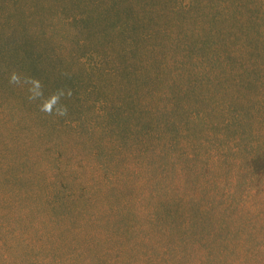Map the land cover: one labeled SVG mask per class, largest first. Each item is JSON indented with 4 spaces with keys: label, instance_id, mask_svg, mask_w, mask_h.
<instances>
[{
    "label": "rangeland",
    "instance_id": "1",
    "mask_svg": "<svg viewBox=\"0 0 264 264\" xmlns=\"http://www.w3.org/2000/svg\"><path fill=\"white\" fill-rule=\"evenodd\" d=\"M263 28L264 0H0V255L13 259L11 245L26 240L44 264H146L164 247L191 251L180 264H194L196 250L199 264L252 263L244 245L239 256L221 238L219 257L205 254L214 234L232 235L210 223L218 212L194 242L155 230L146 179L108 187L87 130L121 151L139 136L162 148L170 138L263 134ZM105 103L118 107L128 139L102 133ZM192 166L175 176L182 192ZM182 196L181 212H192ZM56 250L53 261L43 252Z\"/></svg>",
    "mask_w": 264,
    "mask_h": 264
},
{
    "label": "trees",
    "instance_id": "2",
    "mask_svg": "<svg viewBox=\"0 0 264 264\" xmlns=\"http://www.w3.org/2000/svg\"><path fill=\"white\" fill-rule=\"evenodd\" d=\"M263 30L264 28L257 31L261 37L256 42L264 46ZM263 51L259 49V56ZM258 61L261 62L260 59ZM258 65L257 62L251 63L254 69L258 68ZM117 108L108 103L103 105L104 113L99 115L101 131L103 134L116 136L115 139L120 137L125 140L129 134L121 129L124 123L116 115ZM231 121L226 118L224 127H229ZM233 123L232 127L236 128L241 125L242 120L237 116ZM92 127L94 126L91 123L88 124L92 156L100 158V172L103 177L106 176L104 180L108 187H115V182L119 181L125 182L133 189L135 183L142 184V180L146 179L142 188H146L148 183V195L154 201L148 219L155 230L164 236H175L181 243L194 242L207 216L210 217L215 211L220 213V217H216V221L210 223L219 221V226L227 228L232 235L228 233L220 237L214 234L212 246L204 248L205 254L219 257V248L214 242L221 238L224 243L221 248L226 247L233 251L234 247L236 249L241 246L237 251L240 256L244 250V254L252 262L247 264H264V226L261 223L263 222L261 214L264 213V209L261 208L264 202V184L255 179L253 175L256 174L252 170L255 166L253 164L264 170V133L251 130L247 136L237 132L230 136L224 134L216 137L212 144L204 142L196 144L187 140L188 144L185 145L170 138L171 142L165 143L162 148L154 143L146 146L144 138L139 136L137 139L139 145H136L135 141L121 151L117 143L113 148L102 147L99 137L98 139L95 137L97 140L92 137L94 131H90ZM108 139L111 141L112 138ZM122 153L128 155L123 157ZM130 159H134L133 165L127 164L126 161ZM111 163L117 168L113 169ZM188 163L193 164L194 176L186 178L187 188L182 192L177 184L179 179H175V176H182ZM140 171L144 173L143 176L140 175ZM182 195H188L192 212L187 214L181 212V202L184 198ZM230 216L233 220L228 223L226 219ZM242 245L245 248L241 250ZM11 246L18 253L13 259L7 254H1L0 264L45 263L34 258L37 254L36 249L29 245L28 241L22 240V243ZM163 250L156 260L152 257L146 258V261L148 260L146 264H180L182 259L191 258V251L186 248L174 247ZM43 252L51 261L60 257L57 250L47 254ZM194 259V264H199V250L195 251Z\"/></svg>",
    "mask_w": 264,
    "mask_h": 264
},
{
    "label": "clouds",
    "instance_id": "3",
    "mask_svg": "<svg viewBox=\"0 0 264 264\" xmlns=\"http://www.w3.org/2000/svg\"><path fill=\"white\" fill-rule=\"evenodd\" d=\"M12 80L15 82L18 80V77L14 74L13 77H12Z\"/></svg>",
    "mask_w": 264,
    "mask_h": 264
}]
</instances>
